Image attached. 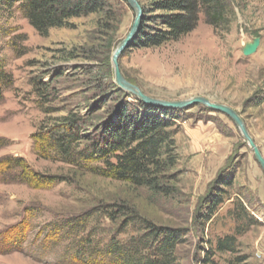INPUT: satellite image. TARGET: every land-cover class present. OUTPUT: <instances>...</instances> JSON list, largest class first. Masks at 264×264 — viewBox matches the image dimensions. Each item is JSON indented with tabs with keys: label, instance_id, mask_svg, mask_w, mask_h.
Instances as JSON below:
<instances>
[{
	"label": "rangeland",
	"instance_id": "rangeland-1",
	"mask_svg": "<svg viewBox=\"0 0 264 264\" xmlns=\"http://www.w3.org/2000/svg\"><path fill=\"white\" fill-rule=\"evenodd\" d=\"M137 1L142 8L149 0ZM227 1L231 15L225 29H214L201 15L196 28L177 41L127 48L119 68L150 98L203 97L230 107L264 158V0ZM117 8L118 23L89 15L70 20L69 27L51 28L46 36L17 5L0 12V62L11 79L0 97V139L7 143L0 158H22L34 172L63 180L47 188L0 184V234L30 224L21 245L0 251V264H77L68 248L72 243L103 248L113 238L124 243L142 234L140 224L127 223L121 206L132 209L140 223L186 230L175 264H264V173L223 114L201 104L178 113V161L164 179L175 190L168 195L103 177L100 163L82 168L46 157L49 137L60 134L65 118L85 120L78 126L84 138L115 119L120 102L135 103L114 81L111 56L134 18L123 1ZM254 43L255 51L244 55ZM37 80L49 87L36 91ZM37 135L49 141H38ZM88 144L84 138L78 150ZM215 194L223 201L211 208L208 198ZM99 208L109 215L98 212L86 226L77 220ZM74 222L84 226L76 238L66 231ZM226 236L235 237L233 249L218 251L216 242Z\"/></svg>",
	"mask_w": 264,
	"mask_h": 264
},
{
	"label": "trees",
	"instance_id": "trees-1",
	"mask_svg": "<svg viewBox=\"0 0 264 264\" xmlns=\"http://www.w3.org/2000/svg\"><path fill=\"white\" fill-rule=\"evenodd\" d=\"M120 1L125 3L124 0H0V12L17 5L29 24L41 36H46L51 28L69 27L70 20L89 15H99L101 20L118 23L117 2ZM142 12L139 31L129 48L159 47L177 41L196 28L201 15L214 29H225L231 15L227 0H149L142 6ZM111 47V42H107L106 53ZM9 82L11 79L0 62V97ZM49 84L37 80L34 85L39 92L47 89ZM179 112L181 110L149 106L137 99L134 104L120 102L114 111L115 119H106L101 126H95L94 135L84 137L90 144L81 150L78 147L84 138L80 136L78 126L85 125V120L73 116L65 118L60 134L49 137L52 140L46 157H58L62 162L82 168L100 163L97 171L103 177L145 188L154 195H168L175 190L164 183V179L178 161L174 136L178 133ZM44 140L48 139L39 138L38 141ZM6 144L0 139V148ZM60 181L63 180L34 172L22 158L10 155L0 158V184L22 183L31 188H47ZM208 199L211 208L223 201L219 194ZM119 211L126 212L129 225L137 227L140 224L144 232L124 243L113 238L103 248L83 244L81 240L72 243L68 248L73 251L71 259L74 263L175 264L174 252L185 241L186 230L156 227L145 220L140 223L137 214L126 206H121ZM98 212L108 216L110 211L99 208L77 220L86 226L88 219ZM70 227L61 228H66L70 237L76 238L84 226L79 229L74 222ZM29 230L30 224L20 223L11 231L0 234V251L21 245ZM235 242L234 236L218 239L217 250L231 251Z\"/></svg>",
	"mask_w": 264,
	"mask_h": 264
},
{
	"label": "water",
	"instance_id": "water-1",
	"mask_svg": "<svg viewBox=\"0 0 264 264\" xmlns=\"http://www.w3.org/2000/svg\"><path fill=\"white\" fill-rule=\"evenodd\" d=\"M124 1L129 7V9L133 12L134 18H133V22L131 24V27L128 33L118 43V45L114 49L112 56H111V63L114 69V81L117 87L125 93L134 95L138 101L146 105H149V106H153L157 108H165L169 110H181V109H188L191 106L196 105V104H201L205 106L206 108L213 110L216 113L225 115L238 128L242 137L244 138V140L247 142V144L251 148L256 162L258 163V165L260 166L261 170L264 173V158L261 152L259 151V149L257 148V146L255 145L253 139L250 137L247 129L245 128L242 118L236 111H234L233 109L225 105L211 103L209 100L203 97H193L185 101H177V102H169V101L153 99V98H150L144 95L137 87L127 82L123 78L120 72L118 60L123 54V52L127 48H129L135 36L137 35L141 20H142V16H143L141 5L139 4L137 0H124ZM256 47H257V43H254L253 45L247 47L244 50V55L251 54L252 52L255 51Z\"/></svg>",
	"mask_w": 264,
	"mask_h": 264
}]
</instances>
